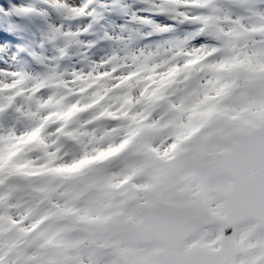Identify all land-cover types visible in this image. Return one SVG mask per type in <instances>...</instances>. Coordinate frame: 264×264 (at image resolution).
Here are the masks:
<instances>
[{
  "label": "snow or ice",
  "instance_id": "1",
  "mask_svg": "<svg viewBox=\"0 0 264 264\" xmlns=\"http://www.w3.org/2000/svg\"><path fill=\"white\" fill-rule=\"evenodd\" d=\"M45 2L57 62L0 68V264H264V0H145L194 26L136 47L177 25L133 9L66 68L97 8Z\"/></svg>",
  "mask_w": 264,
  "mask_h": 264
},
{
  "label": "rangeland",
  "instance_id": "2",
  "mask_svg": "<svg viewBox=\"0 0 264 264\" xmlns=\"http://www.w3.org/2000/svg\"><path fill=\"white\" fill-rule=\"evenodd\" d=\"M96 3V8L98 10L97 1L92 0ZM111 2H103L101 13L98 12V18L95 19L93 27L80 34V39L84 41L94 40L95 43L87 46L86 51H81L85 48V45L74 43L70 49V54L65 55L63 58V63L59 66L60 68L71 67L73 65L79 66L82 63H86L87 59L99 58L110 51L113 47H118L115 41L111 44H106L109 38L104 35L105 32L115 34L117 32L124 31L127 29H121V25L124 23L129 27L140 28L144 31L143 24L137 21H131L128 19V14L133 10H137L140 15H148L147 11H143L146 8L145 0H109ZM118 1H121L120 4ZM79 2V0H77ZM139 2L143 4L138 6ZM2 3V2H1ZM134 3L136 5H134ZM32 5L35 9H46V12L41 11H21V6ZM92 6V5H91ZM138 6V7H137ZM24 15L26 17L27 23L25 24V35L22 34L19 22L12 21L10 29L11 37L2 38L6 40H0V68H21L26 69L31 72H41L45 70L47 63H53L49 60V57H53L57 54V47L62 40H51L48 37L51 34L50 25L53 23H60L61 17L55 9L49 6L45 0H19L13 1L11 5L0 4V13L14 14V13ZM166 17H168L166 15ZM17 20H20L17 18ZM91 20L87 16H82L71 21H63L65 25L71 24L72 27L83 26L89 23ZM133 22L135 25H130ZM160 23L168 24L166 21H158ZM194 25H191V28ZM148 29L145 31H149ZM139 35L133 40V46L139 47L146 43H142L138 39ZM156 42V41H154ZM153 42V43H154ZM101 45H98V44ZM92 46V47H91ZM29 52L27 54L26 52ZM31 52V53H30ZM84 57L85 59H81ZM32 59L37 68L34 69L29 65V60Z\"/></svg>",
  "mask_w": 264,
  "mask_h": 264
},
{
  "label": "trees",
  "instance_id": "3",
  "mask_svg": "<svg viewBox=\"0 0 264 264\" xmlns=\"http://www.w3.org/2000/svg\"><path fill=\"white\" fill-rule=\"evenodd\" d=\"M2 1H4V2H5V1H11V0H2ZM17 1H19V0H17Z\"/></svg>",
  "mask_w": 264,
  "mask_h": 264
}]
</instances>
